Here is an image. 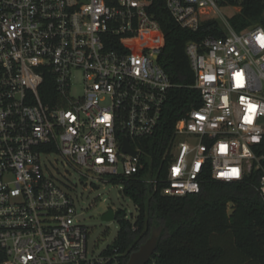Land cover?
Segmentation results:
<instances>
[{
	"label": "built area",
	"instance_id": "built-area-1",
	"mask_svg": "<svg viewBox=\"0 0 264 264\" xmlns=\"http://www.w3.org/2000/svg\"><path fill=\"white\" fill-rule=\"evenodd\" d=\"M156 1L0 0V264L105 262L89 252L90 228L41 158L59 153L113 181L145 167L137 141L155 132L173 84L158 45L120 52L106 36L159 31ZM247 1L164 0L180 27L197 32L217 19L224 34L186 43L201 103L176 122L165 175L146 178L164 195L199 193L209 177L243 181L262 168L264 12L240 32L227 15ZM49 77L54 91L42 94ZM125 139L137 155L124 151ZM255 188L264 201V170Z\"/></svg>",
	"mask_w": 264,
	"mask_h": 264
},
{
	"label": "trees",
	"instance_id": "trees-1",
	"mask_svg": "<svg viewBox=\"0 0 264 264\" xmlns=\"http://www.w3.org/2000/svg\"><path fill=\"white\" fill-rule=\"evenodd\" d=\"M263 12L262 0H249L231 23L240 32ZM150 13L160 22L159 31L106 36L108 49L120 52L146 51L158 45L157 62L173 86L155 132L137 141L146 153L145 167L133 177L114 179L122 184L138 213L132 219L124 210H115L119 230L114 242L101 252L105 262L100 264H127L131 253L151 237L155 227H161V231L157 249L147 264H264V201L255 188L264 170V143L257 149L258 155H263L262 168L253 170L243 181L209 177L199 193L169 196L162 194V184L154 189L146 180L165 175L170 156L164 155L175 124L201 103L199 91L193 88L195 75L186 43L201 41L207 35H224L217 19L204 21L197 32L180 27L164 0H157ZM49 90L54 91L52 77L46 78L41 92Z\"/></svg>",
	"mask_w": 264,
	"mask_h": 264
},
{
	"label": "rangeland",
	"instance_id": "rangeland-1",
	"mask_svg": "<svg viewBox=\"0 0 264 264\" xmlns=\"http://www.w3.org/2000/svg\"><path fill=\"white\" fill-rule=\"evenodd\" d=\"M227 15L233 18L236 13L228 11ZM75 75L78 80L81 73L76 71ZM80 91L81 84L77 81L73 85L72 94H79ZM41 163L60 180L73 198L77 210L76 220L90 228L88 238L90 253L99 255L117 236L118 221L116 219L106 221L102 218L108 209L124 210L132 219L137 215V206L124 194L122 184L110 177L97 179L95 176L87 175L84 170L68 163L59 153L43 155Z\"/></svg>",
	"mask_w": 264,
	"mask_h": 264
},
{
	"label": "water",
	"instance_id": "water-1",
	"mask_svg": "<svg viewBox=\"0 0 264 264\" xmlns=\"http://www.w3.org/2000/svg\"><path fill=\"white\" fill-rule=\"evenodd\" d=\"M124 151L132 153L133 155H137L138 151L134 150L128 139H125ZM103 220L111 221L115 219V209L110 208L108 211L102 216ZM161 227L153 228L151 237L140 246V248L133 253H131L127 264H147L157 249V242L160 235Z\"/></svg>",
	"mask_w": 264,
	"mask_h": 264
}]
</instances>
